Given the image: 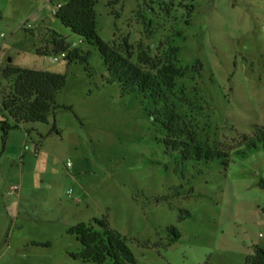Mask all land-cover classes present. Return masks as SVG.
<instances>
[{
	"label": "rangeland",
	"instance_id": "obj_1",
	"mask_svg": "<svg viewBox=\"0 0 264 264\" xmlns=\"http://www.w3.org/2000/svg\"><path fill=\"white\" fill-rule=\"evenodd\" d=\"M59 2L0 0V92L10 86L7 63L49 70L66 75L57 96L68 107L54 111L59 135L54 113L25 126V146L23 127L0 128V264H91L72 258L80 245L68 229L94 217L125 239L137 264H244L264 245V149L231 154L227 169L213 161L175 173L150 107L105 82L97 50L55 19ZM95 12L99 37L118 50L127 42L133 59L140 48L151 56L179 48L189 71L173 94L199 141L230 150L264 127V0H96ZM43 24L90 51L88 70L36 54Z\"/></svg>",
	"mask_w": 264,
	"mask_h": 264
},
{
	"label": "trees",
	"instance_id": "obj_2",
	"mask_svg": "<svg viewBox=\"0 0 264 264\" xmlns=\"http://www.w3.org/2000/svg\"><path fill=\"white\" fill-rule=\"evenodd\" d=\"M95 5L96 0H62L53 15L62 26L78 36L79 43L97 50L107 73L106 83L117 84L122 95L138 96L142 104L150 107V116L162 130L159 142L165 152L173 156L175 173L180 172L182 177L181 170L188 166L213 161L227 169L231 154L246 159L251 153L264 149V127L257 128L253 136L242 135L230 150L199 141L180 109L179 97L173 94L177 79L189 71L188 67L177 63L179 48L169 46L160 56H151L146 49L140 48L133 59L132 46L127 42L118 50L99 37ZM41 27L45 28L47 38L41 40L42 45L35 47L36 54L64 53L68 64L81 63L88 70L90 51L82 53L79 46L70 45L65 35L46 25ZM193 68L201 69V63L197 62ZM1 76L10 81L8 90L0 92V128L4 135L10 128L25 129L31 123H47L57 108L64 107L57 105L56 97L67 84L65 74L7 63ZM52 131L60 134L54 124ZM25 132L28 134L27 129ZM257 185L264 190V179H259ZM260 210L264 213V205ZM167 230L172 233V241L180 236L176 227ZM68 233L75 236L80 245V249L72 254L75 260L91 264H137L125 239L109 227L105 218L94 217L89 222H78L68 229ZM244 264H264V245H253Z\"/></svg>",
	"mask_w": 264,
	"mask_h": 264
},
{
	"label": "crops",
	"instance_id": "obj_3",
	"mask_svg": "<svg viewBox=\"0 0 264 264\" xmlns=\"http://www.w3.org/2000/svg\"><path fill=\"white\" fill-rule=\"evenodd\" d=\"M46 24H43L42 26H45ZM41 27V26H40ZM56 103H57V105H59V106H66L65 104H62L60 101H59V99H58V96H57V98H56ZM56 122H57V120H56V116H55V113L53 114V124L55 125L56 124ZM38 134H40V131H39V129L36 131ZM27 137H28V134L25 132V135H24V139H23V144H24V146L26 145V141H27ZM31 139V138H30ZM34 143V142H33ZM34 146L36 147V151H37V149H38V144L37 143H34ZM24 183V176L22 177V184ZM21 184V183H20ZM22 188H23V185H22ZM9 189H10V187H9ZM19 191H20V189L18 190V192H14V193H16V194H19ZM19 198H22V197H20V195L18 196Z\"/></svg>",
	"mask_w": 264,
	"mask_h": 264
},
{
	"label": "built area",
	"instance_id": "obj_4",
	"mask_svg": "<svg viewBox=\"0 0 264 264\" xmlns=\"http://www.w3.org/2000/svg\"><path fill=\"white\" fill-rule=\"evenodd\" d=\"M58 5H59V3L54 7V10L56 9V7H57ZM54 10H53V11H54ZM1 36H2V34H1ZM60 56H61V57H64V53L60 54ZM53 61H57V58L54 57V58H53ZM68 164H69V162H68ZM18 190H19V185H11V186H10V191H12V192H18ZM70 193H71L70 191H67V194H68V195H70Z\"/></svg>",
	"mask_w": 264,
	"mask_h": 264
}]
</instances>
